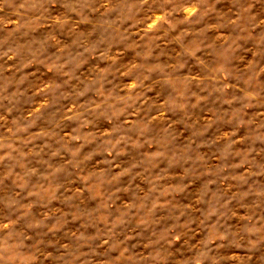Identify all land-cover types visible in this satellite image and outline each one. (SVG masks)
<instances>
[{
  "label": "rangeland",
  "instance_id": "1",
  "mask_svg": "<svg viewBox=\"0 0 264 264\" xmlns=\"http://www.w3.org/2000/svg\"><path fill=\"white\" fill-rule=\"evenodd\" d=\"M5 249L264 264V0H0Z\"/></svg>",
  "mask_w": 264,
  "mask_h": 264
},
{
  "label": "clouds",
  "instance_id": "2",
  "mask_svg": "<svg viewBox=\"0 0 264 264\" xmlns=\"http://www.w3.org/2000/svg\"><path fill=\"white\" fill-rule=\"evenodd\" d=\"M17 259L18 254L14 250L5 249L3 253V260L0 261V264H9V261H16Z\"/></svg>",
  "mask_w": 264,
  "mask_h": 264
}]
</instances>
